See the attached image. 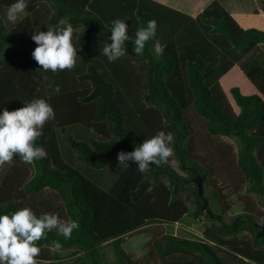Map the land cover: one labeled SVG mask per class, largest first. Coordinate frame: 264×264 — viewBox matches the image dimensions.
<instances>
[{"label":"trees","instance_id":"obj_1","mask_svg":"<svg viewBox=\"0 0 264 264\" xmlns=\"http://www.w3.org/2000/svg\"><path fill=\"white\" fill-rule=\"evenodd\" d=\"M192 1L27 0L26 14L10 29L0 15V111L44 98L55 112L36 141L47 156L33 164L14 156L6 163L0 213L25 207L29 198L49 190L61 203L64 221L80 225L68 240L53 230L37 241L38 264H137L122 248L127 235L181 224L186 217H203L210 226L202 239L164 236L153 245L159 264H264V225L247 212L225 221L222 198L206 190L211 170L188 146L186 120L191 111L203 121L207 137L236 142L245 193L264 203V31L240 28L221 6L226 0ZM13 2L0 0V6ZM115 19L125 20L130 41L125 55L109 62L102 49L111 43ZM153 19L163 54L157 56L150 40L136 55V31ZM61 20L73 26L77 63L71 70L43 72L31 55L37 46L31 35L62 26ZM235 66L246 82L227 89L236 112L221 88ZM161 130L174 137L166 164H152L147 173L132 161L118 168V152L133 151ZM195 176L201 178L202 197L189 182ZM204 200L210 212V200L221 204L215 214L220 220L202 211ZM57 240L59 252L51 248ZM105 247L111 257L103 253Z\"/></svg>","mask_w":264,"mask_h":264},{"label":"clouds","instance_id":"obj_2","mask_svg":"<svg viewBox=\"0 0 264 264\" xmlns=\"http://www.w3.org/2000/svg\"><path fill=\"white\" fill-rule=\"evenodd\" d=\"M27 7V0H14L7 9V21L15 23L26 14ZM59 25L62 26L47 28V31L35 30L31 35L37 45L31 55L42 66L43 72L71 70L77 63L79 48L73 43V26L70 23L65 25L63 20ZM110 33L108 39L111 43H105L102 53L109 62H113L125 55L127 42L130 41L125 20H113ZM156 34L157 22L154 19L136 31L132 41L136 55L143 54L146 43L155 40ZM164 47L155 40L157 56L163 54ZM48 86L59 93L58 85L50 83ZM23 104V107L12 111L7 108L0 111V165L11 163L14 156H19L25 164H33L47 156L44 147L38 146L36 141L43 135L45 124L55 119L54 109L44 98H35ZM173 139L171 133L161 130L136 145L133 151L121 150L117 153L118 168H127V161H132L139 172L147 173L152 164H166L173 152L170 146ZM79 227L75 220L62 221L57 214L51 213L38 216L29 207L19 208L10 214L0 213V264H38L41 249L37 241L46 238L47 233L53 230L68 240ZM61 247L58 240L52 242L54 251L59 252Z\"/></svg>","mask_w":264,"mask_h":264},{"label":"rangeland","instance_id":"obj_3","mask_svg":"<svg viewBox=\"0 0 264 264\" xmlns=\"http://www.w3.org/2000/svg\"><path fill=\"white\" fill-rule=\"evenodd\" d=\"M203 2L204 0H201V5ZM7 9L8 8H5L4 6H0V15L5 27L10 29L13 28L14 23L7 21ZM260 49V51L264 52V45L260 47ZM237 67L238 66H235L231 73L221 81V88L225 94V98L235 112L236 108L232 103L227 89L231 84H246V82L239 76L240 72ZM186 120L191 134V144H188V146L192 148V153L197 157L196 161L211 170V178L206 184V190L209 194L215 191L222 198L224 207L227 209L226 213H224L225 221L228 222L233 216L247 212L256 217L261 224L264 225V203L256 199L254 196L245 193V183L238 173L236 166V142L228 138L211 139L207 137L203 121L198 119L191 111L187 113ZM171 164L181 176H186L184 172L178 169L174 160ZM7 169V164L0 165V183L5 178ZM200 170L202 173H206L204 168H200ZM194 178L195 177L190 178L189 182L193 183ZM209 206L211 208V213L215 216L217 210L219 211V206H221V204L216 200H212V202L210 200ZM25 207H29L34 212L40 214H57L61 220L64 221L61 203L58 201L54 193L49 190H43L37 196L29 198L26 201ZM189 207L191 211L195 208L191 204ZM209 226L210 223L206 222L203 217L194 221H192L191 217H186V219H183V223L174 224L171 227L165 225L144 227L127 235L124 238L122 248L126 255L137 264H159L156 254H154L155 250L153 245L162 242L164 236L191 240L202 239L203 231ZM240 236L241 234L237 235V237ZM70 252L71 251L63 253V257L66 259ZM216 252L221 255L220 252ZM103 253L109 257L112 256L110 248L108 247L104 248ZM43 264L48 263L43 262Z\"/></svg>","mask_w":264,"mask_h":264},{"label":"crops","instance_id":"obj_4","mask_svg":"<svg viewBox=\"0 0 264 264\" xmlns=\"http://www.w3.org/2000/svg\"><path fill=\"white\" fill-rule=\"evenodd\" d=\"M194 2L196 0L192 1V3ZM220 4L240 28H255L264 31V13L260 12L264 10V2L226 0ZM193 8L195 9V5ZM196 13V10H193V14Z\"/></svg>","mask_w":264,"mask_h":264},{"label":"water","instance_id":"obj_5","mask_svg":"<svg viewBox=\"0 0 264 264\" xmlns=\"http://www.w3.org/2000/svg\"><path fill=\"white\" fill-rule=\"evenodd\" d=\"M193 183L196 185L197 187V192H198V196L202 197V193H203V189H202V182H201V178L199 176H195V178L193 179ZM207 206V202L204 200L203 201V206H202V211L207 214L211 219H217L220 220V217L218 216H214L208 209H206Z\"/></svg>","mask_w":264,"mask_h":264}]
</instances>
